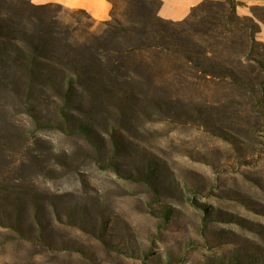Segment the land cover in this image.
<instances>
[{"label":"rangeland","instance_id":"rangeland-1","mask_svg":"<svg viewBox=\"0 0 264 264\" xmlns=\"http://www.w3.org/2000/svg\"><path fill=\"white\" fill-rule=\"evenodd\" d=\"M29 1L0 0V264H264L258 36L214 39L220 0L129 36Z\"/></svg>","mask_w":264,"mask_h":264},{"label":"trees","instance_id":"trees-1","mask_svg":"<svg viewBox=\"0 0 264 264\" xmlns=\"http://www.w3.org/2000/svg\"><path fill=\"white\" fill-rule=\"evenodd\" d=\"M111 4V14H110V18L111 20L108 21H104L102 23L106 24V25H110V22L116 23L118 25H123L121 32L126 35H134V34H143L145 33L146 29H147V21H154L155 23H157V25L159 26V31H163L164 27L162 26L163 22H166V20L161 19L158 16V11L153 13L152 15L147 17V9L145 4L142 1L139 0H123L125 2V8H123L121 11H123V13L120 11L119 9V5L115 0H108ZM219 1V0H218ZM203 1L201 4H199L195 9L192 10L191 14L189 15V17L183 21L180 22H172V23H182V22H188L190 17H193L194 12L200 8L202 5H204ZM161 4V0H159V7ZM30 7H32L33 9L37 10V11H42L45 10L49 7V5H43V6H36L33 5L29 2ZM52 5V4H50ZM229 5V7L227 6ZM217 6H219V8H222V13H216L217 16L215 17L216 20L218 21H222L223 23V28L221 31L218 30H213V38L217 39V40H221V39H227V36L229 34L232 33V29L235 26L234 23L231 22L230 16L229 14L234 15V17H236L239 22H240V26H242L243 30H244V38L240 41L241 44L243 46H245L246 48H249V46L252 43L256 42V35L260 32L261 30V25L254 21L253 18L251 17H244V18H240L239 16H237L236 14V0H220V4L218 3ZM158 7V9H159ZM134 10L138 15H140L142 18L139 21H135V25H132V23L134 22H129L130 21V17H128V10ZM82 13L87 14L90 18L91 16L84 10H80ZM121 12V13H120ZM120 17L123 20H127V22L124 24L122 22H120ZM264 23V19H259ZM146 22V25H145ZM171 22V21H170ZM39 27V26H38ZM112 29L115 28V25L111 26ZM41 28V27H39ZM41 29L43 31H41ZM40 31L44 32L45 34H50L53 32V28L46 26L45 28H41ZM112 34V33H110ZM26 43L29 46H33V43L30 39H25ZM234 45L236 44V41L233 42ZM17 46V45H16ZM68 93V91H67ZM65 94V99L68 98V94ZM88 126L85 123H82L78 129L81 132H85L87 130Z\"/></svg>","mask_w":264,"mask_h":264},{"label":"crops","instance_id":"crops-1","mask_svg":"<svg viewBox=\"0 0 264 264\" xmlns=\"http://www.w3.org/2000/svg\"><path fill=\"white\" fill-rule=\"evenodd\" d=\"M203 1L205 0H161L158 16L166 21L180 22L187 19L192 10ZM29 2L36 6L58 4L70 9L84 10L97 23L108 21L111 14V4L108 0H30ZM257 36L264 45V26Z\"/></svg>","mask_w":264,"mask_h":264}]
</instances>
